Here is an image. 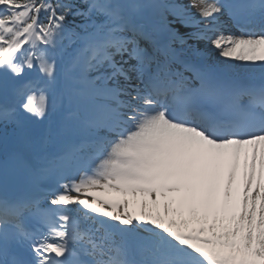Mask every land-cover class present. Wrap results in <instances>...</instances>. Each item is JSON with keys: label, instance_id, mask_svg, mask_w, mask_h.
I'll list each match as a JSON object with an SVG mask.
<instances>
[{"label": "snow or ice", "instance_id": "1", "mask_svg": "<svg viewBox=\"0 0 264 264\" xmlns=\"http://www.w3.org/2000/svg\"><path fill=\"white\" fill-rule=\"evenodd\" d=\"M0 264H264V0H0Z\"/></svg>", "mask_w": 264, "mask_h": 264}, {"label": "bare ground", "instance_id": "2", "mask_svg": "<svg viewBox=\"0 0 264 264\" xmlns=\"http://www.w3.org/2000/svg\"><path fill=\"white\" fill-rule=\"evenodd\" d=\"M191 2L192 3L199 2V0H191ZM170 19H171V17H170ZM222 19L225 22H228V17L226 15L224 17H222ZM172 27L179 29L181 34H184L186 32H190V31H194V29L183 27L179 22L172 25ZM229 27H231L233 31H236V29L230 23H229ZM188 43L189 44L195 43L199 48L204 50L206 52V54L209 56V62L225 61L226 60V58L220 57L218 55L217 50L212 49L211 46L206 45L205 42H203V41L188 40ZM175 47H179V44L175 45ZM227 62L230 64H233V65L247 63V62L235 61V60L230 59V58H227ZM256 63H259V62H256Z\"/></svg>", "mask_w": 264, "mask_h": 264}, {"label": "rangeland", "instance_id": "3", "mask_svg": "<svg viewBox=\"0 0 264 264\" xmlns=\"http://www.w3.org/2000/svg\"><path fill=\"white\" fill-rule=\"evenodd\" d=\"M176 2H177V3L185 4V5L192 4L191 0H176ZM192 11L195 12L196 10L193 8ZM192 45H193V44H192Z\"/></svg>", "mask_w": 264, "mask_h": 264}]
</instances>
